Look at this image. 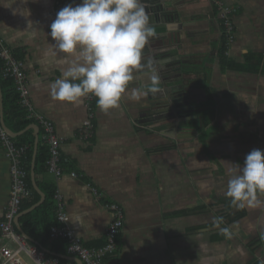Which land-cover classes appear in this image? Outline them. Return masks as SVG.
Instances as JSON below:
<instances>
[{"label": "crops", "instance_id": "crops-1", "mask_svg": "<svg viewBox=\"0 0 264 264\" xmlns=\"http://www.w3.org/2000/svg\"><path fill=\"white\" fill-rule=\"evenodd\" d=\"M64 1L0 0V39L24 62L31 102L54 123L61 140L64 174L56 178L46 169L37 174L42 130L36 122L19 130L24 119L10 111L18 106V92L1 76L2 125L29 146L26 165L31 166L37 204L46 200L45 188L59 192L66 203V225L91 249L105 245L113 219L107 205H120L124 219L113 264H264V195L258 194L260 203L254 206L232 205L228 214L235 220L220 223L234 225L232 239L214 224L223 219L224 202L230 201L225 192L229 168L235 167L231 164L242 166L251 150H264V0H219L235 10L236 40L227 55L234 67L226 70L218 59L222 27L214 0H175L179 21L169 25L171 31L166 25L155 29L162 35L154 42L172 49L166 56L185 59L178 102L192 107L190 116L196 119L179 126L168 122L171 112L162 104L168 98L161 89L139 103L125 97L108 112L95 105L90 138L83 135L87 97L71 105L49 94V85L66 67L55 62L62 54L45 61L50 25L61 8L80 2ZM149 84V77L140 81L134 73L129 87L146 90ZM10 168L0 145V221L11 192ZM15 228L47 254L85 264L68 254L66 240L51 239L45 228L38 227L36 237ZM4 245L16 247L0 236V248ZM21 256L33 264L26 253Z\"/></svg>", "mask_w": 264, "mask_h": 264}, {"label": "clouds", "instance_id": "clouds-1", "mask_svg": "<svg viewBox=\"0 0 264 264\" xmlns=\"http://www.w3.org/2000/svg\"><path fill=\"white\" fill-rule=\"evenodd\" d=\"M156 34L142 0H80L61 8L50 25L45 61L62 54L57 64L66 65L49 85L53 101L79 105L83 98H96L102 112L117 109L122 99L141 102L161 91L155 61L143 63L150 39ZM148 69L147 89L130 88L134 73ZM225 195L243 209L260 203L264 195V150L253 149L243 164H231ZM225 239L233 238V226L220 227Z\"/></svg>", "mask_w": 264, "mask_h": 264}, {"label": "built area", "instance_id": "built-area-1", "mask_svg": "<svg viewBox=\"0 0 264 264\" xmlns=\"http://www.w3.org/2000/svg\"><path fill=\"white\" fill-rule=\"evenodd\" d=\"M220 23L223 27L222 36L225 38L227 47L226 55L229 54L232 44L236 40V28L234 25L235 10L226 6L219 0H214ZM0 59L4 62L2 73L3 79H13L16 91L19 94V106L26 111L27 120L36 122L42 130V146H47L49 159L48 170L60 178L64 172L61 167V140L57 134L54 123L36 110L31 102V92L28 84V76L24 71V62L18 60L11 48L0 39ZM95 97L87 96L88 118L83 124V135L91 137L94 134L93 118L95 117ZM0 145L5 149L11 160V192L6 205L4 218L0 221V236L3 240L16 244V247L4 245L0 248V264H26L21 253H26L33 261V264H72L68 260L61 259L56 255L47 254L45 251L31 244L27 237L15 228V220L21 213L23 200L32 197L26 169L28 146L17 142L2 125L0 117ZM72 176L76 177L73 172ZM94 195L100 198V193L92 189ZM55 213L57 224L52 226L48 232L53 240H66L67 252L69 255L78 256L85 264H113L119 250V235L123 227L124 211L116 203L107 205L112 213L113 219L106 232L105 245L100 248H88L75 235L66 224L68 216L66 203L59 192L54 196Z\"/></svg>", "mask_w": 264, "mask_h": 264}, {"label": "water", "instance_id": "water-1", "mask_svg": "<svg viewBox=\"0 0 264 264\" xmlns=\"http://www.w3.org/2000/svg\"><path fill=\"white\" fill-rule=\"evenodd\" d=\"M174 1L175 0H142L143 6L149 14L151 25L155 29L161 25H166L167 30L171 31L169 25H172L174 22L178 23V11L175 8ZM161 35L162 34L157 33L150 39V43L146 48V55L143 57L142 62L147 64L149 60L155 61L154 66L158 69L160 75L159 86L164 90V96L168 98L166 101L162 102V104L171 112L167 121H176L175 124L179 126L182 123L196 119V116H190L193 109L192 107L189 105L184 107L178 102L180 92H182V86H179V78L183 77V72L185 71V59L181 56H166V53L172 49L155 44L156 42H154L156 39L160 38ZM136 74L139 75L140 81L149 77L147 68L136 72ZM4 128L10 131L6 126ZM38 206L39 204H36L32 208L21 212L16 218L15 224L19 227L20 231L24 232L20 225V219L31 213Z\"/></svg>", "mask_w": 264, "mask_h": 264}, {"label": "trees", "instance_id": "trees-1", "mask_svg": "<svg viewBox=\"0 0 264 264\" xmlns=\"http://www.w3.org/2000/svg\"><path fill=\"white\" fill-rule=\"evenodd\" d=\"M62 2H65L64 0H61ZM63 5V3H61ZM222 27V25H221ZM223 29V27H222ZM225 38L224 36H222L221 38V43H220V51H219V63H220V67L222 70H226V69H230L233 68V64L230 61L229 57L226 55V50H227V45L225 46ZM17 57V56H16ZM3 68H4V62L0 59V77L2 76L3 73ZM5 80V79H4ZM5 81H7V84L9 86H12L15 90V86H14V81L13 79H6ZM15 102L18 104L19 102V94L18 97H16ZM16 104V105H17ZM96 105V99L94 102V106ZM10 111H16V113L18 114L17 117L23 118V122H21L20 126H19V130H25L31 123V121L27 120V115H26V111L19 106L16 107H12L10 109ZM211 121L208 118V122ZM191 125H195V121L190 122ZM207 123H205L204 126H206ZM33 133V132H30ZM24 142H29V141H24ZM20 144H26V143H20ZM28 146V144H26ZM30 147L33 148V142L30 141ZM29 148V146H28ZM32 152L29 153V158L31 157L30 154ZM28 159V158H27ZM49 159V150L47 146H42L41 148V155L38 157V163H36V173L39 174L41 172H43L45 169L48 171V166H47V162ZM27 171L29 173L28 175V183L30 188L33 189L32 183H31V166L30 164L27 166ZM34 190V189H33ZM45 191L47 193V198L44 201V203H42L39 207H37L34 211H32L31 213L23 216L21 218V225L22 228L24 230V232L26 234H29L31 237H36L37 234H39V232H37L38 227H43L45 228L46 231H49L50 228L56 224V209H55V203H54V196H55V189H53L52 187L50 188H45ZM39 202V196L38 194L34 191V194L32 195V197L23 200L22 203V207H21V212L33 207L35 204H37ZM225 205V209L224 214L222 215V220L220 221H233L235 220V218H232V215H229L228 212L230 213V211L233 209L231 202L227 201L224 202ZM223 223V222H221ZM42 228V230H43Z\"/></svg>", "mask_w": 264, "mask_h": 264}]
</instances>
